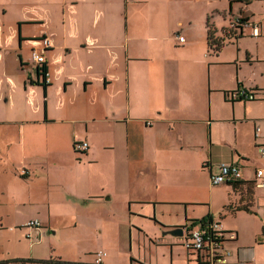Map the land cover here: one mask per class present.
Here are the masks:
<instances>
[{
	"label": "crops",
	"instance_id": "1",
	"mask_svg": "<svg viewBox=\"0 0 264 264\" xmlns=\"http://www.w3.org/2000/svg\"><path fill=\"white\" fill-rule=\"evenodd\" d=\"M261 144L264 0H0V227L29 211L9 259L196 264L185 234L211 216L236 233L229 264H264ZM222 163L253 190L213 185Z\"/></svg>",
	"mask_w": 264,
	"mask_h": 264
},
{
	"label": "built area",
	"instance_id": "2",
	"mask_svg": "<svg viewBox=\"0 0 264 264\" xmlns=\"http://www.w3.org/2000/svg\"><path fill=\"white\" fill-rule=\"evenodd\" d=\"M236 27H240L242 33L252 36H258L260 32V25L252 21L246 20L243 17L235 19ZM180 42H184V36H178ZM52 47V42L49 37L42 39V46L39 49H34L32 52L33 61L41 70L42 76L46 83L49 82V73L47 71L46 52ZM232 97L236 98L234 93ZM241 99H255V94L248 91H239L237 95ZM261 132V126L257 124L256 134ZM74 149L77 154H85L89 149L87 141H76ZM258 151L261 156H264V144L258 145ZM211 183L213 185L229 184L234 181H243V173L241 168L235 163H222L220 165V172L211 174ZM254 186L262 189L263 194L258 199L257 207L264 216V167L257 168L255 171ZM41 223L38 219L31 220L27 226L36 227L39 229ZM185 234L184 245L188 251L196 256V264H229V257L231 251L226 248V242L236 238V233L231 231H224L223 226L216 221H206L202 226L191 227ZM105 252L100 251L96 254L97 263L102 261Z\"/></svg>",
	"mask_w": 264,
	"mask_h": 264
},
{
	"label": "rangeland",
	"instance_id": "3",
	"mask_svg": "<svg viewBox=\"0 0 264 264\" xmlns=\"http://www.w3.org/2000/svg\"><path fill=\"white\" fill-rule=\"evenodd\" d=\"M29 213L28 210L25 211H21V213L15 214L13 217H9L8 219L5 220V224L4 227L5 229L0 227V258H6L9 259V255L12 249L17 248L15 242L17 241V235L20 227H18L17 229L14 230L13 227H10V225H12L15 222H23L25 220V216ZM28 216V215H27ZM26 216V217H27ZM21 224V223H19ZM18 224V225H19ZM21 233V232H20ZM24 239V238H23ZM21 251H27L28 249H32L37 251L39 249V247L37 245H30L28 243V246L25 247V244H22L21 247H19ZM18 249V248H17Z\"/></svg>",
	"mask_w": 264,
	"mask_h": 264
},
{
	"label": "trees",
	"instance_id": "4",
	"mask_svg": "<svg viewBox=\"0 0 264 264\" xmlns=\"http://www.w3.org/2000/svg\"><path fill=\"white\" fill-rule=\"evenodd\" d=\"M239 29L240 27H236L235 29ZM242 32V31H241ZM209 44H210V48L214 51V52H218L221 50V48L224 45V40H222L219 37H215L214 36V32L212 31V29H209ZM229 94V93H228ZM229 96V95H228ZM242 184V181H234L232 183H229V185L233 186V188H235V190H239L243 192V193H249L251 190H253V185L248 184L247 188L245 189L244 187H241L240 185ZM250 190V191H249ZM211 216H209L208 218H204L202 220V222H206L207 219H210ZM27 261H31V262H39V263H64V264H74L71 262H65V261H55V260H35V259H1L0 260V264H15V263H24Z\"/></svg>",
	"mask_w": 264,
	"mask_h": 264
},
{
	"label": "water",
	"instance_id": "5",
	"mask_svg": "<svg viewBox=\"0 0 264 264\" xmlns=\"http://www.w3.org/2000/svg\"><path fill=\"white\" fill-rule=\"evenodd\" d=\"M165 234H171L173 236H182L184 234V229L182 227H176L171 230L164 232Z\"/></svg>",
	"mask_w": 264,
	"mask_h": 264
}]
</instances>
